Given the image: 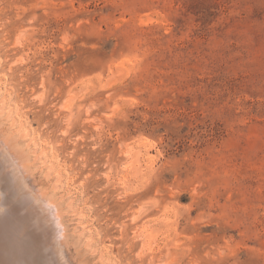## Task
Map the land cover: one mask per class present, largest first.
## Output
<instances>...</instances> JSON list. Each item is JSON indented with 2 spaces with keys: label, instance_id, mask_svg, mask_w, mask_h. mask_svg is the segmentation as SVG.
<instances>
[{
  "label": "rangeland",
  "instance_id": "1",
  "mask_svg": "<svg viewBox=\"0 0 264 264\" xmlns=\"http://www.w3.org/2000/svg\"><path fill=\"white\" fill-rule=\"evenodd\" d=\"M0 89L62 264H264V0H0Z\"/></svg>",
  "mask_w": 264,
  "mask_h": 264
},
{
  "label": "bare ground",
  "instance_id": "2",
  "mask_svg": "<svg viewBox=\"0 0 264 264\" xmlns=\"http://www.w3.org/2000/svg\"><path fill=\"white\" fill-rule=\"evenodd\" d=\"M3 147L6 148L5 145ZM11 167L0 150V264H62L63 261L60 262L56 254H53L56 246L53 248L54 237L49 230L48 218L42 211L45 207H39L40 202L38 206L37 201L34 203L27 195H33L31 192L26 194L18 183L15 184L12 175L15 171L12 173ZM60 225L57 217V227Z\"/></svg>",
  "mask_w": 264,
  "mask_h": 264
}]
</instances>
